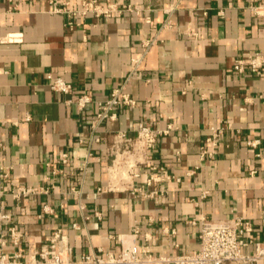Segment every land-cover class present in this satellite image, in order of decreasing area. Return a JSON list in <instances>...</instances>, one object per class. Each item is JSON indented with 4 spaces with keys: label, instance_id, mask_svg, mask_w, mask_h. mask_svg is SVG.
Masks as SVG:
<instances>
[{
    "label": "crops",
    "instance_id": "crops-1",
    "mask_svg": "<svg viewBox=\"0 0 264 264\" xmlns=\"http://www.w3.org/2000/svg\"><path fill=\"white\" fill-rule=\"evenodd\" d=\"M83 1L0 0L3 252L31 260L62 228L72 260L135 230L143 256L186 254L202 217H242L264 242V72L235 70L264 53V0H99L118 10L99 17L73 13ZM116 89L136 105L94 130L96 102ZM83 92L93 101L81 109ZM140 123L170 130L132 186L110 188L113 136Z\"/></svg>",
    "mask_w": 264,
    "mask_h": 264
},
{
    "label": "built area",
    "instance_id": "built-area-1",
    "mask_svg": "<svg viewBox=\"0 0 264 264\" xmlns=\"http://www.w3.org/2000/svg\"><path fill=\"white\" fill-rule=\"evenodd\" d=\"M115 4H104L99 0H84L79 9L73 13L95 16H112L116 13ZM21 34L9 35L10 40H20ZM251 69L252 73L261 75L264 72V53L253 52L247 59H239L235 64V70L244 73ZM47 77L53 90L63 93H71L73 85L61 76L48 73ZM93 101L92 96L83 92L78 97V105L81 109L88 107ZM137 101L129 93L122 89L114 90L111 98L106 102H96V111L92 128L97 130L101 124L117 117L116 109L120 107L135 106ZM170 128L156 130L146 123H140L135 135L126 131H118L113 136L110 148L112 155L111 164L108 165L109 187L117 184L132 186L134 178L140 175L139 170L150 159L151 153L157 148L159 137L167 134ZM215 132L209 138V142L216 144ZM99 140V138H97ZM253 146L258 145V140L249 141ZM64 161H67L66 154ZM155 179V178H154ZM36 189L22 188L21 193L27 195ZM142 191V189H141ZM154 197L156 191L148 193ZM77 227V224H74ZM253 231L251 222L242 217L230 219H208L202 217L200 221V242L198 249L186 254L173 256L154 255L145 251L140 254V245L137 242V230L131 235L118 236V250L107 247H99L97 250L86 253L77 260L69 257L67 234L62 228H58L48 246L38 249L31 260H23L20 253L8 255L3 252L5 240L0 237V264H224L227 261L250 262L264 259V242L248 237ZM15 243H18L19 235L12 229ZM254 244V251L245 252V248Z\"/></svg>",
    "mask_w": 264,
    "mask_h": 264
}]
</instances>
